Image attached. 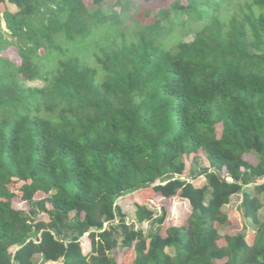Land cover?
I'll use <instances>...</instances> for the list:
<instances>
[{"label":"trees","instance_id":"trees-1","mask_svg":"<svg viewBox=\"0 0 264 264\" xmlns=\"http://www.w3.org/2000/svg\"><path fill=\"white\" fill-rule=\"evenodd\" d=\"M108 1L0 0V264H125L122 249L132 264H264V0L228 16L225 0H175L130 36ZM146 189L180 196L187 224L164 231L150 202L136 219L152 229L130 223L117 201Z\"/></svg>","mask_w":264,"mask_h":264},{"label":"rangeland","instance_id":"rangeland-1","mask_svg":"<svg viewBox=\"0 0 264 264\" xmlns=\"http://www.w3.org/2000/svg\"><path fill=\"white\" fill-rule=\"evenodd\" d=\"M132 4L129 5L126 9H122V5L116 4V0H111L106 2L103 5V11L110 10L113 8L114 10H117L118 12L124 11V20H125V27L130 28V32H128V35L130 36V33L137 28V26H147L152 25L156 18H162L164 17L163 14H160V7L169 9L171 4L175 0H155L153 3L149 4H143L144 0H131ZM227 2H224L221 10L219 11L221 15H231L234 13V11H237L239 7L245 3L247 0H225ZM123 3H126L127 0H122ZM183 4H187V0H182ZM88 4L91 5V1H88ZM9 5L12 9H15L14 6H12L9 2L6 4ZM1 9L3 10V6H1ZM150 10V11H149ZM162 15V16H161ZM156 17V18H155ZM185 21H187L188 16H184ZM192 21L191 26L195 27L197 26L200 21ZM188 26V24H187ZM183 26H177L175 28L177 36L180 37V39H184L186 41L193 40L195 33L187 31L188 27ZM106 30L104 27L100 28L98 30L99 33H105ZM118 28V33H119ZM8 29L6 27L5 22L1 24V34L3 38H11L7 35ZM1 40V38H0ZM84 50H91V48H87V46H84ZM2 55H5L6 57L11 58L15 62H20L21 59L17 54V51L14 47H10L5 52H1ZM29 85L32 86H42L41 81H28ZM199 157V163L201 167L208 166L205 153L203 151H200L197 155ZM248 159L251 162H256L254 156H249ZM191 158H188V162H190ZM204 177H199L194 181V183L198 186H202L204 184ZM22 183H16L14 185H10V189L16 193V197L13 199V205L15 207H20L27 209L28 205L22 201L21 196L22 192L20 190ZM44 194L38 193L37 197H43ZM242 201V195H236L233 197L231 204L227 207L230 209L229 215L231 219V226L228 229V232L232 234L237 229L241 228L242 218L238 211V207ZM136 202L142 203V202H150L154 207H156L158 210H160L161 207L165 206L168 210V216L167 219L163 225L164 231L169 225H185L187 224V217L189 215V207L187 203L180 197L176 196L171 199H165L161 195H156L152 192L151 189L146 190H139L137 192H133L130 194H127L123 197H120L117 201V203L123 208L124 212L127 214V220L130 223H134L137 228L143 229L146 233L149 232L152 229L151 222H145L143 224H140L137 222L136 219ZM40 218H46V215H41ZM227 231L226 228L221 229V233L224 234ZM221 244H225V240L221 239L219 241ZM82 246L83 249L87 252L90 247L91 243L87 236L82 238ZM134 251L131 249H122L115 253V257L121 262L125 264H132L134 259ZM41 259L39 260V262ZM49 264V263H47Z\"/></svg>","mask_w":264,"mask_h":264}]
</instances>
